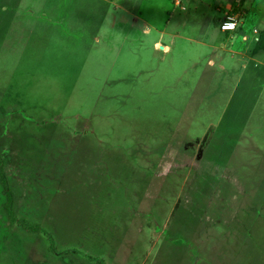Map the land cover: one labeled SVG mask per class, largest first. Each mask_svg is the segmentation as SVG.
<instances>
[{"label": "rangeland", "instance_id": "374dc122", "mask_svg": "<svg viewBox=\"0 0 264 264\" xmlns=\"http://www.w3.org/2000/svg\"><path fill=\"white\" fill-rule=\"evenodd\" d=\"M239 4L0 0V264H264V0Z\"/></svg>", "mask_w": 264, "mask_h": 264}, {"label": "trees", "instance_id": "16d2710c", "mask_svg": "<svg viewBox=\"0 0 264 264\" xmlns=\"http://www.w3.org/2000/svg\"><path fill=\"white\" fill-rule=\"evenodd\" d=\"M240 1V4L238 7L241 6L242 4V1L243 0H239ZM238 7H235V8H238ZM237 11H234V13H236ZM222 18H219L216 20L215 24H216V27L219 29V24L221 22ZM264 52V30L260 32L256 42H255V46H254V50H253V53H257V52ZM2 159L0 158V182H2L5 178V173L3 171V167H2ZM3 187V186H2ZM6 187V186H4ZM7 188V187H6Z\"/></svg>", "mask_w": 264, "mask_h": 264}, {"label": "built area", "instance_id": "2783aa9c", "mask_svg": "<svg viewBox=\"0 0 264 264\" xmlns=\"http://www.w3.org/2000/svg\"><path fill=\"white\" fill-rule=\"evenodd\" d=\"M237 28V19L235 16L225 14L219 24L221 32H233Z\"/></svg>", "mask_w": 264, "mask_h": 264}, {"label": "crops", "instance_id": "0c3cea01", "mask_svg": "<svg viewBox=\"0 0 264 264\" xmlns=\"http://www.w3.org/2000/svg\"><path fill=\"white\" fill-rule=\"evenodd\" d=\"M224 16V15H223ZM220 18H223L222 16L220 17ZM239 28V26L237 25V28H236V30L235 31H237V29ZM235 31H233V32H235ZM222 34L224 35V37L226 38V37H232V34L230 33H228V32H222Z\"/></svg>", "mask_w": 264, "mask_h": 264}]
</instances>
